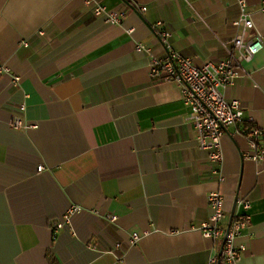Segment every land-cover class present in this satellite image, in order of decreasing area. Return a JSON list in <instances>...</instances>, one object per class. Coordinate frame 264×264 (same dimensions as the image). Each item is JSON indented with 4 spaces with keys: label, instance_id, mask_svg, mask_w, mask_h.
Returning a JSON list of instances; mask_svg holds the SVG:
<instances>
[{
    "label": "crops",
    "instance_id": "0c3cea01",
    "mask_svg": "<svg viewBox=\"0 0 264 264\" xmlns=\"http://www.w3.org/2000/svg\"><path fill=\"white\" fill-rule=\"evenodd\" d=\"M95 1L123 9L121 22L84 0H0V264H206L222 246L200 230L211 192L224 230L237 200L250 202L238 263L264 264V158L248 157L243 133L259 128L264 151V44L223 90L243 121L225 128L222 162L197 148L182 86L153 82L149 67L167 57L165 33L196 67L226 60L238 1ZM245 2L264 40L262 0Z\"/></svg>",
    "mask_w": 264,
    "mask_h": 264
},
{
    "label": "built area",
    "instance_id": "2783aa9c",
    "mask_svg": "<svg viewBox=\"0 0 264 264\" xmlns=\"http://www.w3.org/2000/svg\"><path fill=\"white\" fill-rule=\"evenodd\" d=\"M240 13L238 19L233 22L237 30L235 37L230 43H223V48L227 52V59L217 63L208 62L201 67H196L191 60L180 56L167 44L169 34H159L160 42L165 46L167 57L164 59L156 56L150 57L149 67L153 82L176 81L182 86L184 104L190 108L188 122L196 131V145L200 150L211 151L210 159L222 162L221 138L224 130L228 126H236L243 121V110L238 101L226 100L223 90L227 88L242 71V65L252 61L254 56L262 49L264 40L258 34H253L254 24L251 15L246 11L245 0H237ZM87 6L92 8L94 15H104L106 22L117 25L121 22L125 12L123 9L106 10L96 3L95 0H84ZM141 12L146 10L140 8ZM261 12L264 14V0H262ZM252 32V33H251ZM136 52L148 53L149 50L143 45H136ZM8 73V69L0 64V74ZM19 78L14 77L13 83ZM22 111L23 108H20ZM14 129H27L21 118L16 117L12 122ZM244 136L250 151L248 157L254 161L264 158V151L260 145L262 132L256 126L245 128ZM38 171L42 170L39 166ZM208 207L211 215L207 222L201 227L202 236L211 241L212 246L222 239L221 253L219 256L210 254L206 264H239V254L235 246V240L247 227L250 202L245 198L237 200L240 211H234L229 229L222 228V221L225 217L224 199L221 193L211 192L207 196ZM77 208H72L64 217L63 222H67L72 212ZM108 220L114 222L116 216L108 215ZM62 224L54 226L52 236L56 237L57 231ZM137 239V234L133 233L130 243ZM119 244H115L117 248Z\"/></svg>",
    "mask_w": 264,
    "mask_h": 264
},
{
    "label": "water",
    "instance_id": "95a60500",
    "mask_svg": "<svg viewBox=\"0 0 264 264\" xmlns=\"http://www.w3.org/2000/svg\"><path fill=\"white\" fill-rule=\"evenodd\" d=\"M232 216H233V211L231 212V215H230V217H229V224H228V228H227V230L229 229L230 222L232 221Z\"/></svg>",
    "mask_w": 264,
    "mask_h": 264
},
{
    "label": "trees",
    "instance_id": "16d2710c",
    "mask_svg": "<svg viewBox=\"0 0 264 264\" xmlns=\"http://www.w3.org/2000/svg\"><path fill=\"white\" fill-rule=\"evenodd\" d=\"M246 127H247V128H250V127H252V125H251V124H248V125H246Z\"/></svg>",
    "mask_w": 264,
    "mask_h": 264
}]
</instances>
